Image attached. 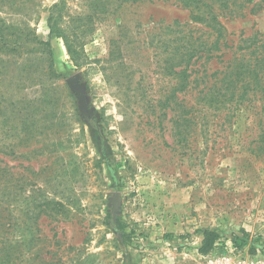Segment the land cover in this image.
Here are the masks:
<instances>
[{"label": "rangeland", "instance_id": "1", "mask_svg": "<svg viewBox=\"0 0 264 264\" xmlns=\"http://www.w3.org/2000/svg\"><path fill=\"white\" fill-rule=\"evenodd\" d=\"M230 2L229 46L264 35V0ZM187 23L220 30L174 0H0V256L17 245L16 264H264L261 95L236 108L209 92L215 78L180 91L162 41ZM205 230L222 237L207 254Z\"/></svg>", "mask_w": 264, "mask_h": 264}, {"label": "trees", "instance_id": "2", "mask_svg": "<svg viewBox=\"0 0 264 264\" xmlns=\"http://www.w3.org/2000/svg\"><path fill=\"white\" fill-rule=\"evenodd\" d=\"M174 1L176 4L188 8L194 22L193 24L196 26L197 24H202L212 30H215L216 26L220 28L218 35L214 36L213 32H206L202 28L194 27L192 24L187 23L178 29L177 33L180 34L179 36L162 41L165 54L163 63L167 64L170 67V73L179 79L178 88L180 91L187 90L192 83L201 79L204 82H210L208 79L215 78L216 80L211 84L209 92L222 93L223 90H226L230 98L225 103L232 105L236 102L235 107L238 108L240 105H245L247 101L256 100H251L250 95L258 97L260 94L261 97L258 100L261 101L264 109V35L255 33L253 36L246 38L244 47L239 45L236 48L234 45L229 46L227 38L222 32L224 27L220 18L228 15L238 16L240 14V12H236L234 3H231L230 0ZM254 8L255 6L250 9V12H253ZM60 17L61 15H58L57 18H55L54 14L50 15V34L65 39L62 30H59L58 26ZM168 29L171 30L173 28L169 27ZM199 32L202 33L198 34ZM206 35L207 37L205 38ZM5 44H8V42H5ZM66 46L68 53L73 55L72 47L67 40ZM241 50H244L245 53H240ZM13 51H16L15 46L9 50V52ZM201 60H204L206 64L211 63V68L200 70L203 66L200 65L198 71H202V74L198 75L200 76L199 80L192 79L193 66ZM121 227L124 230L126 225L122 224ZM202 236L203 241L200 251L205 254L214 250L216 244L222 238L221 234L216 230H205ZM128 237L129 235L124 232L125 240ZM247 237V233H243V237L234 236L232 240L234 247L241 250ZM20 246L21 243H18V247ZM16 252L17 245L4 248L0 256V264H16L15 260L18 258Z\"/></svg>", "mask_w": 264, "mask_h": 264}, {"label": "built area", "instance_id": "3", "mask_svg": "<svg viewBox=\"0 0 264 264\" xmlns=\"http://www.w3.org/2000/svg\"><path fill=\"white\" fill-rule=\"evenodd\" d=\"M204 264H242L241 262L235 260L233 257L226 255H212L208 257Z\"/></svg>", "mask_w": 264, "mask_h": 264}]
</instances>
